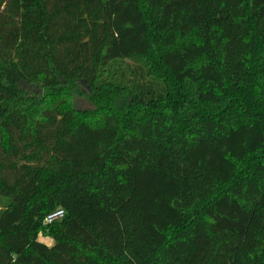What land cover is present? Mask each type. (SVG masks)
I'll return each instance as SVG.
<instances>
[{"label": "trees", "instance_id": "trees-1", "mask_svg": "<svg viewBox=\"0 0 264 264\" xmlns=\"http://www.w3.org/2000/svg\"><path fill=\"white\" fill-rule=\"evenodd\" d=\"M0 264H264V0H0Z\"/></svg>", "mask_w": 264, "mask_h": 264}, {"label": "rangeland", "instance_id": "rangeland-1", "mask_svg": "<svg viewBox=\"0 0 264 264\" xmlns=\"http://www.w3.org/2000/svg\"><path fill=\"white\" fill-rule=\"evenodd\" d=\"M24 87L29 92H40L35 87L26 86V85ZM77 108H79L81 110H93V104L89 100L80 97L79 100H77ZM47 226H50V225H47ZM39 240L41 242L47 244L48 246L53 245L52 239L44 236L43 234L40 235Z\"/></svg>", "mask_w": 264, "mask_h": 264}, {"label": "built area", "instance_id": "built-area-1", "mask_svg": "<svg viewBox=\"0 0 264 264\" xmlns=\"http://www.w3.org/2000/svg\"><path fill=\"white\" fill-rule=\"evenodd\" d=\"M65 216H66L65 211L59 209L54 213L50 214L49 216H47L44 223L45 225H52L53 223L62 220Z\"/></svg>", "mask_w": 264, "mask_h": 264}]
</instances>
